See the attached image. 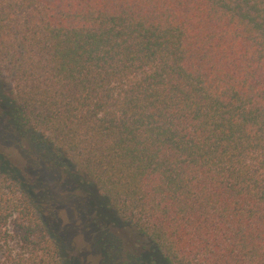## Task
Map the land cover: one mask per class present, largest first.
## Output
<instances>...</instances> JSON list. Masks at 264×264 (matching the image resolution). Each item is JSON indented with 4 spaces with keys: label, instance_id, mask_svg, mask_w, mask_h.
<instances>
[{
    "label": "trees",
    "instance_id": "obj_1",
    "mask_svg": "<svg viewBox=\"0 0 264 264\" xmlns=\"http://www.w3.org/2000/svg\"><path fill=\"white\" fill-rule=\"evenodd\" d=\"M0 108V264H78L43 166L99 264H264V0H0Z\"/></svg>",
    "mask_w": 264,
    "mask_h": 264
},
{
    "label": "rangeland",
    "instance_id": "obj_2",
    "mask_svg": "<svg viewBox=\"0 0 264 264\" xmlns=\"http://www.w3.org/2000/svg\"><path fill=\"white\" fill-rule=\"evenodd\" d=\"M0 115H2L1 108ZM3 122L5 121L0 119V125ZM6 152L16 163L24 165L29 162L23 159L19 150L15 148H10ZM32 165L37 167L34 162ZM37 173L40 175V180L47 182L48 185L43 198L45 202L43 216L56 237L60 239L66 254L72 259H77L73 263L99 264L96 257L98 246L95 233L98 232L99 225L105 224H102L104 222L101 219H96L94 203L88 194L68 172L58 171V169L54 172L51 166H43L37 169ZM106 229L115 230L111 226ZM11 247L14 250L17 248L15 242L11 244ZM1 259L0 252V261Z\"/></svg>",
    "mask_w": 264,
    "mask_h": 264
}]
</instances>
